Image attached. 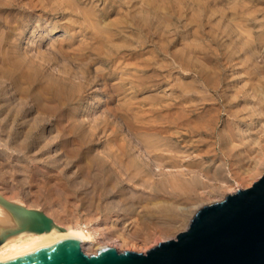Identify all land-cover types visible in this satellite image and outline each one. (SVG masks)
I'll return each instance as SVG.
<instances>
[{"label": "rangeland", "instance_id": "rangeland-1", "mask_svg": "<svg viewBox=\"0 0 264 264\" xmlns=\"http://www.w3.org/2000/svg\"><path fill=\"white\" fill-rule=\"evenodd\" d=\"M262 148L264 0H0V194L10 201L145 254L256 182L264 157L248 171ZM220 167L224 178L209 174ZM197 175L202 188L176 187ZM178 188L175 205L190 212H157Z\"/></svg>", "mask_w": 264, "mask_h": 264}, {"label": "water", "instance_id": "water-1", "mask_svg": "<svg viewBox=\"0 0 264 264\" xmlns=\"http://www.w3.org/2000/svg\"><path fill=\"white\" fill-rule=\"evenodd\" d=\"M0 203L15 222L14 228L1 235L0 244L21 232H48L54 225L40 210L1 196ZM0 264H264V173L249 188L200 208L185 231L145 254L103 245L95 254L86 255L78 239L65 238Z\"/></svg>", "mask_w": 264, "mask_h": 264}, {"label": "bare ground", "instance_id": "bare-ground-1", "mask_svg": "<svg viewBox=\"0 0 264 264\" xmlns=\"http://www.w3.org/2000/svg\"><path fill=\"white\" fill-rule=\"evenodd\" d=\"M221 137H223V136H221ZM221 139V138H220ZM224 139L225 138H223V139H221V141H222V143H223V146H225V145H227V144H225V141H224ZM166 144V143H165ZM228 144H229V142H228ZM167 145V144H166ZM240 145V144H239ZM172 146V145H171ZM227 146H229V145H227ZM168 147H170V145L168 146ZM174 147V146H173ZM228 148V147H227ZM227 148H223V149H226L227 150ZM229 148H230V146H229ZM175 149V148H174ZM233 149H234V147H233ZM263 150L261 151L260 150V153L257 155V157L254 159V162H252L253 163V166H251V168H249L248 170V176H249V173H252L253 171H258L257 169V167L259 166V161H261V159H262V157H264V148H262ZM170 150V149H169ZM172 150V149H171ZM245 150V149H244ZM228 151V150H227ZM231 151V150H230ZM230 151L229 152H227V155H228V153H230ZM234 152V151H233ZM163 153V152H162ZM177 153V152H176ZM178 153H179V151H178ZM181 153V152H180ZM179 153V154H180ZM183 153V152H182ZM181 153V154H182ZM236 153V152H235ZM238 153H240V152H238ZM153 154H155V153H153ZM233 154V153H232ZM231 154V155H232ZM242 153H240L239 155H241ZM157 155V158H160L162 161L165 159V161L166 160H168L167 158L168 157H166L167 155H169V154H167V155H162V154H160V155H158V153L156 154ZM173 155H175L176 156V154H173ZM178 155V154H177ZM230 155V154H229ZM238 155V156H239ZM174 156V157H175ZM180 156H184V155H180ZM153 157V156H152ZM154 157H156V156H154ZM171 157H172V153H171ZM171 157H169V158H171ZM232 157H233V155H232ZM234 157H236V156H234ZM176 159L177 158H179L180 159V157H175ZM161 160H159L158 162H160ZM171 160V159H170ZM169 160V165L172 163L171 161L173 160H171L170 161ZM236 160H237V163L236 162H234L235 164H239V162H241V159L240 158H236ZM236 160H234V161H236ZM177 161H179L178 159H177ZM242 161H243V159H242ZM173 162H175V161H173ZM166 164V162H163V164ZM232 163V162H231ZM252 163H251V165H252ZM160 164H162V162L160 163ZM159 164V167H161L162 165H160ZM173 164V163H172ZM176 164V163H175ZM179 164H180V161H179ZM167 165V164H166ZM166 165H164L165 167H167ZM174 165V164H173ZM177 165V164H176ZM175 165V166H176ZM188 165V164H187ZM191 165V164H190ZM189 165V166H190ZM156 166H157V164H156ZM234 166V165H233ZM257 166V167H256ZM170 167H172V165L170 166ZM177 167V166H176ZM151 168V167H150ZM156 168H158V167H156ZM164 168V167H163ZM152 169H155V168H151V169H149V170H151L150 171V173L152 172ZM205 170H206V168H204ZM148 170V171H149ZM156 170V169H155ZM155 170H153L154 172H155ZM166 170V169H165ZM191 169H189V171H190ZM223 169L220 167L219 169H215L214 171H211V170H207L208 172H209V174H211V176L212 177H214V178H224L225 176H224V173H223V171H222ZM238 170V169H237ZM104 171V170H103ZM147 171V170H146ZM247 171V170H246ZM245 171V172H246ZM106 172V171H105ZM157 172V171H156ZM194 172V171H193ZM193 172H191L190 171V174L191 173H193ZM239 172V171H238ZM149 173V172H148ZM164 173V172H163ZM264 173V170H262L261 172H260V174H259V178L262 176V174ZM160 174V173H159ZM185 174V173H184ZM198 174V173H197ZM208 174V173H207ZM241 174V173H240ZM257 174V175H258ZM183 174H181V176H182ZM186 175V174H185ZM188 175H189V173H188ZM238 175V174H237ZM190 176V175H189ZM193 176H195L194 174H193ZM198 176L199 175H197V178L195 179H192V180H189L188 179V184L186 183V181L187 180H185L186 178H184V181H182L183 180V178L181 179V177L180 178H178V179H181V180H175V183L177 184V186L176 187H184V188H187L186 190L188 191L189 189H198V188H202L203 186H204V183L203 182H201V181H199V180H197L198 179ZM243 176H245L244 174H243ZM185 177V176H184ZM256 177V176H255ZM176 178V179H177ZM206 178V177H205ZM257 178H258V176H257ZM258 178V179H259ZM253 180V179H252ZM107 181V180H106ZM105 181V182H106ZM165 181V180H164ZM163 181V182H164ZM169 181V180H168ZM164 183H166V182H164ZM175 183H171L170 181H169V183H166V184H168V187H170L169 186V184H171L172 186H173V184H175ZM252 183V182H251ZM165 184V185H166ZM253 184V183H252ZM251 184V185H252ZM164 185V186H165ZM167 186V185H166ZM165 186V187H166ZM175 186H173V187H171V188H173L174 189V187ZM248 186V185H247ZM167 188V187H166ZM249 188V187H248ZM182 189V188H181ZM181 189H179L178 188V191L179 192H174L175 194H173L172 192H171V194H173V195H170V197L171 196H174V197H172V201H170V202H167V201H165L164 203H160V205L158 204V206H156L155 208V210L157 211V212H162V213H164L165 215H167L169 218H174V217H177V218H182V217H184L185 216V213L186 212H190L189 211V209H188V207H186V206H184V207H180V206H178L177 207V205H175V202L174 201H176L179 197H180V195L182 194L181 192H180V190ZM184 190V189H183ZM180 193V194H179ZM186 193V191L183 193V194H185ZM0 196L4 199V200H7V201H9V202H13V203H16V204H19V205H22V206H24V204H22V203H18V202H14V201H10L9 199H7L6 197H3L2 196V194H0ZM177 202V201H176ZM155 206V205H154ZM26 208H31V207H27V206H25ZM175 208H178L177 209V211L175 210ZM31 209H35V208H31ZM36 210H38V208L36 209ZM13 215L6 209V208H4L3 207V205L0 203V237H1V235L3 234V233H6V232H8L9 231V229H11V228H14L15 227V222H14V219H13V217H12ZM50 218V217H49ZM52 221H53V219H52ZM54 222H55V220H54ZM53 222V223H54ZM57 224V223H56ZM114 225V224H113ZM57 226H58V224H57ZM56 225H55V223H54V225L52 226V229L50 230V231H48V232H44V233H32V232H21V233H19V234H16V235H13V236H10V237H7L1 244H0V261H3V260H6V259H9V258H11V257H14V256H16V255H19V254H22V253H25V252H29V251H33V250H35V249H37V248H40V247H42V246H45V245H48V244H51V243H53V242H55V241H58V240H61V239H65V238H76V239H78L79 241H80V244H81V247H83V249H84V244H94L95 246H94V248H93V250H94V252L96 253V251H97V249L99 248V246H100V244H97V237H98V234L96 233V231H94V230H92V229H90L88 226H86V225H83V224H81V223H76L75 225H71V226H66V225H64L63 226V228L60 230V229H57L56 227H57ZM114 227V226H113ZM112 227V228H113ZM109 228H111V227H109ZM109 228H108V232H109ZM117 229V228H116ZM112 230V231H111ZM115 230V229H114ZM113 229H110V235L111 236H113V238L115 237L116 238V240L118 241V242H121L122 244H124V245H127L128 243H129V240L131 239V238H129V240L128 239H126L127 237L125 236V238L123 237V234H122V236H121V234L119 233H115V231H114ZM117 231V230H116ZM109 234V233H108ZM111 236H110V238H111ZM112 238V239H113ZM114 240V239H113ZM101 247V246H100Z\"/></svg>", "mask_w": 264, "mask_h": 264}]
</instances>
